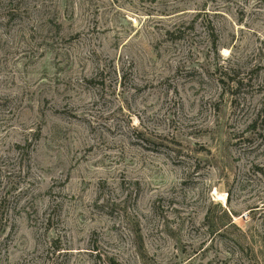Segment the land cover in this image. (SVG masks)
<instances>
[{"label": "rangeland", "instance_id": "1", "mask_svg": "<svg viewBox=\"0 0 264 264\" xmlns=\"http://www.w3.org/2000/svg\"><path fill=\"white\" fill-rule=\"evenodd\" d=\"M0 264H264V0H0Z\"/></svg>", "mask_w": 264, "mask_h": 264}, {"label": "trees", "instance_id": "2", "mask_svg": "<svg viewBox=\"0 0 264 264\" xmlns=\"http://www.w3.org/2000/svg\"><path fill=\"white\" fill-rule=\"evenodd\" d=\"M220 83L224 84V81H223V80H221V82H220ZM253 125H255V123H254Z\"/></svg>", "mask_w": 264, "mask_h": 264}]
</instances>
